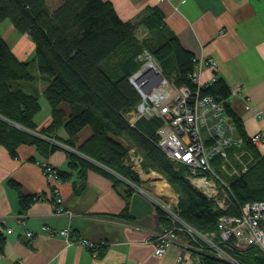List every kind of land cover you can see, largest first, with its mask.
<instances>
[{
	"label": "trees",
	"instance_id": "1",
	"mask_svg": "<svg viewBox=\"0 0 264 264\" xmlns=\"http://www.w3.org/2000/svg\"><path fill=\"white\" fill-rule=\"evenodd\" d=\"M6 19H10L19 32L29 34L35 44L33 58L24 60L0 35V146L6 147L12 156H18V147L25 143L37 146L44 155L61 148L34 132L62 141L84 154L68 150L70 168L80 169L82 181L76 188L79 191L85 184L89 168L111 174L116 183L124 181L119 174L141 184L140 174L126 163L133 150L141 157L144 172H159L170 183L178 195L182 217L216 241H219L221 216L238 214L245 202L264 200V154L247 133L243 119L232 108L230 86L223 77H216V81L204 86L201 92L226 99V110L236 125V134L242 138L241 144L229 149V156L245 149L254 158L248 171L229 177L228 210L219 208L192 184L187 178L188 167L173 161L158 145L160 119L140 118L136 126L126 119L125 112L141 100L129 77L142 66L143 60L139 57L146 50L175 85L198 88V83L191 78L197 64L195 54L186 49L167 26L160 7H146L135 18L123 20L110 0H62L54 9L47 0H0V23ZM141 29L147 33L142 39L138 37ZM39 79L47 83L44 95L53 112L52 123L44 128H39L35 122L42 108L35 86ZM62 103L71 110L66 120V112L60 107ZM87 126L91 128V135L78 143L79 132ZM61 127L67 133L66 138L58 134ZM219 162L213 160L220 171ZM57 171L60 180L71 175L67 170ZM9 183L19 191L21 210L27 211L36 197L23 193L15 180ZM124 184L128 201L134 188ZM158 209L166 225L168 217ZM6 240L0 229L1 253ZM106 246L103 243L97 249H90L102 255ZM226 250L239 262L264 264L263 258L255 256L257 250L254 248L244 252ZM203 264L235 263L208 252Z\"/></svg>",
	"mask_w": 264,
	"mask_h": 264
},
{
	"label": "crops",
	"instance_id": "2",
	"mask_svg": "<svg viewBox=\"0 0 264 264\" xmlns=\"http://www.w3.org/2000/svg\"><path fill=\"white\" fill-rule=\"evenodd\" d=\"M110 1L123 20L135 18L146 7H160L167 26L186 49L195 57L217 62L216 67L204 62L198 83L214 77H223L230 87L241 82L242 90L230 97V103L251 137L263 134L258 149L264 154V114L259 116L264 112V0ZM0 35L21 59L29 60L35 55L29 34L19 32L10 19L0 23ZM27 46L31 47L30 52ZM46 85L42 79L35 84L42 105L35 116L39 128L53 121L52 106L44 95ZM60 107L66 112V120L70 107L65 103ZM91 132L89 126L80 131L78 143ZM58 134L67 137L63 127ZM250 160H254L251 155ZM69 161V152L64 148L44 155L37 146L25 143L18 147V156L14 157L0 146V229L7 239L4 252H0V264L190 263L191 252L184 237L162 256L155 253V244L148 239L164 229L165 221L148 198L132 190L127 201L125 182L116 183L111 174L98 168L87 170L85 184L77 191L82 181L80 169H71ZM43 163L70 171L71 175L50 181ZM10 180L19 183L23 193L36 197L27 211L21 210L19 191L10 185ZM53 183L58 192L53 190ZM57 195L62 197L65 213L54 214ZM45 225L57 230L70 226L71 237L53 234L43 228ZM29 230L34 232L33 237H28ZM78 239L107 246L99 255ZM182 256L184 259H180Z\"/></svg>",
	"mask_w": 264,
	"mask_h": 264
},
{
	"label": "built area",
	"instance_id": "3",
	"mask_svg": "<svg viewBox=\"0 0 264 264\" xmlns=\"http://www.w3.org/2000/svg\"><path fill=\"white\" fill-rule=\"evenodd\" d=\"M146 57L154 63V69L145 70ZM139 58L143 60V64L129 77V80L142 98L135 107L125 112L126 119L132 126H136L140 118L160 119L161 125L157 128L158 145L173 161L188 167L187 178L198 189L212 199L219 208L228 210L230 184L215 170L213 160L218 159L221 165L224 164L229 159V149L233 145L241 144L242 138L236 134V125L226 110V99H217L212 94L201 92L204 86L213 84L217 78L214 77L205 83L197 82L204 62L212 67H216L217 62L213 59L205 61L203 58L195 57L197 64L191 78L198 83V88L193 90L188 85H175L158 63H155L156 60L149 51L146 50ZM242 87L241 82L230 87V97L239 93ZM263 114L262 111L259 116ZM35 133L52 143L56 140L61 148L78 151L52 136ZM262 140V133L252 136V141L257 146ZM141 160V157L132 150L126 163L143 176ZM42 167L48 180H60L57 169L52 165L43 163ZM117 175L148 198L155 207L166 213L168 223L164 229L153 233L148 239L155 244L157 255L165 254L168 248L184 235L186 248L191 252L189 264H203V257L208 252L235 264H245L228 253L227 248L239 252L254 248L257 250L255 256L264 259V200L245 202L241 204L238 214L221 216L218 222L219 241H216L182 217L175 191L170 194L163 191L156 194L145 189L142 183H133ZM52 188L58 192L57 184L53 183ZM55 201L58 206L54 214L65 213L62 197L57 195ZM43 228L53 234L71 237L70 226L60 230L47 225ZM27 235L33 237L34 232L29 230ZM78 241L92 249H97L103 244L87 239H78ZM94 253L97 254V251ZM180 259H184L183 256Z\"/></svg>",
	"mask_w": 264,
	"mask_h": 264
},
{
	"label": "rangeland",
	"instance_id": "4",
	"mask_svg": "<svg viewBox=\"0 0 264 264\" xmlns=\"http://www.w3.org/2000/svg\"><path fill=\"white\" fill-rule=\"evenodd\" d=\"M61 2H62V0H48V4H49V6L52 9L56 8ZM146 35H147V33H145L144 30L138 31V37L139 38L142 39ZM26 49L29 51V50H31V47L29 48V46H27ZM148 59H149L148 57L145 58V60H148ZM155 63H157V61ZM158 65L160 66L159 63H158ZM138 93L140 94L139 91H138ZM140 96H141V94H140ZM141 98H142V96H141ZM28 131H30V130H28ZM31 132H34V131H31ZM53 143L54 144H57V145H60L59 142H57L56 140ZM78 153H80V155H83L84 156V154H82V152H79L78 151ZM97 163H99V162H97ZM251 163H252V161L250 160V154H249V152L247 150H245V149H243L242 151L236 150L231 156H229V159L226 160L224 164L221 165V163L219 162V165L221 166L220 167V171L216 167H215V170L220 174V176L226 182L229 183L230 182L229 177H235V176H240V175L244 174L246 171L249 170V168L251 166ZM144 174H148V175H158V176H161L162 179H164V181L166 180V178L164 177V175H162L161 173L156 172V171H151L149 173L144 172ZM143 177L144 178H143L142 184H143V186H144L145 189H147V190H149L151 192L153 191V193H156V194L157 193H162V189H161L162 187L158 184V180L160 178H156V180H155L154 179L155 176H153V177H145L143 175ZM166 183L168 184V186L172 190L171 193H173L174 190L172 189L170 183L167 180H166Z\"/></svg>",
	"mask_w": 264,
	"mask_h": 264
},
{
	"label": "bare ground",
	"instance_id": "5",
	"mask_svg": "<svg viewBox=\"0 0 264 264\" xmlns=\"http://www.w3.org/2000/svg\"><path fill=\"white\" fill-rule=\"evenodd\" d=\"M148 69H154V63L151 61V60H146V63H145V70H148ZM144 176L146 177H154V179L156 180V178H160L158 180V184L162 187V191L165 193H171L172 190L168 187V184L166 183V181H164V179H162L161 176H158V175H148V174H144Z\"/></svg>",
	"mask_w": 264,
	"mask_h": 264
},
{
	"label": "water",
	"instance_id": "6",
	"mask_svg": "<svg viewBox=\"0 0 264 264\" xmlns=\"http://www.w3.org/2000/svg\"><path fill=\"white\" fill-rule=\"evenodd\" d=\"M193 184V183H192Z\"/></svg>",
	"mask_w": 264,
	"mask_h": 264
}]
</instances>
